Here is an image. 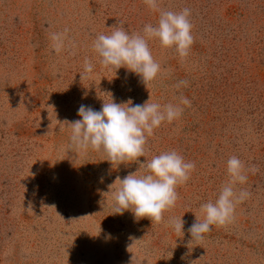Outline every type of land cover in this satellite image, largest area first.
Instances as JSON below:
<instances>
[{
	"label": "rangeland",
	"instance_id": "374dc122",
	"mask_svg": "<svg viewBox=\"0 0 264 264\" xmlns=\"http://www.w3.org/2000/svg\"><path fill=\"white\" fill-rule=\"evenodd\" d=\"M160 2L191 9L194 44L182 61L150 40L162 71L147 89L125 68H103L92 48L117 22L129 32L156 24L144 0H0V264H264V0ZM65 27L76 47L56 53L50 34ZM86 57L95 67L81 81ZM181 80L188 86L176 88ZM149 91L151 102L177 104L183 95L191 107L155 130L146 158L176 150L196 164L159 224L113 214L118 182L109 186L139 165L70 149L62 124L80 119L81 104L100 110L108 93L141 104ZM232 155L259 169L237 185L250 196L231 224L190 242L187 229L227 182ZM180 216L184 235L167 226Z\"/></svg>",
	"mask_w": 264,
	"mask_h": 264
},
{
	"label": "clouds",
	"instance_id": "9594fccd",
	"mask_svg": "<svg viewBox=\"0 0 264 264\" xmlns=\"http://www.w3.org/2000/svg\"><path fill=\"white\" fill-rule=\"evenodd\" d=\"M147 7L158 12L156 24H145L141 32H129L124 23L117 22L109 34H98L92 43V48L99 57V64L108 70L117 72L125 68L136 74L148 89L161 74V64L157 62L149 46L150 40H158L163 49H174L181 60H185L194 44L192 35L191 9L184 7L173 11L161 6L160 0H144ZM70 29L65 27L61 32L50 34L51 47L56 53L67 48L75 49V41L70 40ZM74 54V53H73ZM91 59L85 58L81 81L89 78L94 71ZM187 80L179 81L175 87H187ZM150 93V91H149ZM109 101H104L100 110L81 104L77 115L80 119L64 121L70 129L69 148L77 152L87 153L89 149L102 152L113 166L129 165L135 162L138 170L130 172L123 178L117 176L114 192H111L113 214L123 215L131 211L136 220L149 219L152 224L164 222V213L173 209L179 199L177 188L185 185L196 169L193 161H186L176 150L161 152L147 159L148 140L154 136L155 130L163 123H173L185 110L191 107V101L181 95L179 103L161 105L149 99L141 104H133L129 99L117 103L111 93ZM146 158L141 161L140 158ZM143 169V174H138ZM247 171L253 174L259 169L252 165L246 169L244 162L236 155L227 160L228 180L221 186L215 201L209 200L200 205L203 219L195 215V221L188 227L191 241L200 242L212 226L224 227L235 219V209L244 202L250 192L246 189L237 190V185L247 182ZM172 217L167 226L175 233L184 235L183 218Z\"/></svg>",
	"mask_w": 264,
	"mask_h": 264
}]
</instances>
